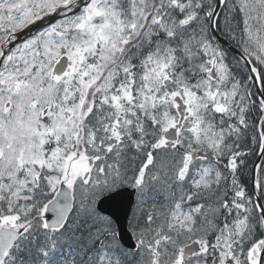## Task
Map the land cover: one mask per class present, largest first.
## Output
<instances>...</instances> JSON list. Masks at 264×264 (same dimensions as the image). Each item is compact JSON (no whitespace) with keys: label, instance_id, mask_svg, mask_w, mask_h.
<instances>
[{"label":"snow or ice","instance_id":"1","mask_svg":"<svg viewBox=\"0 0 264 264\" xmlns=\"http://www.w3.org/2000/svg\"><path fill=\"white\" fill-rule=\"evenodd\" d=\"M0 264H264V0H0Z\"/></svg>","mask_w":264,"mask_h":264},{"label":"water","instance_id":"2","mask_svg":"<svg viewBox=\"0 0 264 264\" xmlns=\"http://www.w3.org/2000/svg\"><path fill=\"white\" fill-rule=\"evenodd\" d=\"M123 199L126 200L127 198L125 197ZM110 210H112L116 214L117 218L120 219L121 222H123L124 208L121 205L119 204L113 205L111 206Z\"/></svg>","mask_w":264,"mask_h":264}]
</instances>
